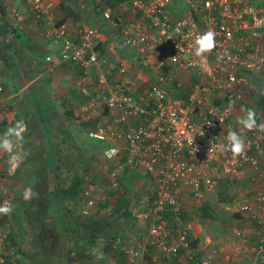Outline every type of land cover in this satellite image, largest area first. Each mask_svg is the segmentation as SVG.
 I'll return each instance as SVG.
<instances>
[{
    "label": "built area",
    "instance_id": "1",
    "mask_svg": "<svg viewBox=\"0 0 264 264\" xmlns=\"http://www.w3.org/2000/svg\"><path fill=\"white\" fill-rule=\"evenodd\" d=\"M175 1L112 0L108 4L107 0H76L84 12L105 5L97 26L71 34L65 23L43 25L45 34L58 46V60L81 67L78 84L88 98L76 114L86 123L87 137L101 144L111 142L101 149L103 162L114 163L120 158L132 167L152 171V178L140 189L146 195L150 187L157 190L155 209L151 213L138 211V219L149 222L143 231L146 229L147 233L137 246L124 249L133 264H140L138 260L149 251L153 264H182V257L193 259L194 251L201 248L198 243L196 247L190 245L195 232L193 223L179 217L183 209L181 190L187 189L195 202L202 201L221 174H236L246 167L257 169L258 156L264 151V131L258 128L242 133L247 147L241 157L233 159L231 153H221L215 147L226 142L229 128L239 130L235 116L246 102L253 101L251 94L250 99L246 94L253 89L264 90V16L256 0H183L180 9L172 4ZM26 3L34 19H41L55 6L52 0ZM21 14L16 7L9 15L12 25L19 29L23 25ZM103 22H112L116 28L110 43L118 49L126 47L137 52L142 65L125 56L120 58L114 45L109 44L108 51L115 54L113 59L118 62L112 70L100 67L103 61L99 60L96 46L110 36V26L113 29V25ZM208 29L217 33V46L207 54V64L202 67L193 55L192 44L197 33ZM5 46L7 52H15L14 37L5 38ZM218 56L224 58L218 60ZM52 61L49 55L43 59L49 65ZM159 83L167 85V89ZM174 84L187 86L188 99L173 95L170 88ZM2 91L0 81V95ZM208 93H214L220 101H211ZM230 102H234L231 108ZM105 110L111 116L116 114V120L98 122ZM132 115H136V123L123 129L125 117ZM192 147L197 150L194 152ZM112 148L116 149L115 154L109 151ZM7 161L8 154L0 151V202L7 200L13 206L6 188L10 172ZM111 175L115 176L114 171ZM112 183L116 185L115 181ZM84 188L89 195L87 205H93L102 189L92 184ZM253 202H264V189L253 192L240 210H250ZM158 211L170 212L176 221ZM259 251L264 258V245H259ZM220 252V248L212 247L197 256V264H217ZM97 253L103 255L101 247ZM189 260L187 264H192ZM5 262L6 258H0V264Z\"/></svg>",
    "mask_w": 264,
    "mask_h": 264
},
{
    "label": "trees",
    "instance_id": "2",
    "mask_svg": "<svg viewBox=\"0 0 264 264\" xmlns=\"http://www.w3.org/2000/svg\"><path fill=\"white\" fill-rule=\"evenodd\" d=\"M14 1L15 0H4L2 2V0H0V37L6 35L11 38H20L21 32H19V28L14 27L7 17L8 15H12V9L16 8V6L12 4ZM70 1L71 0H61V2L65 3L64 6L67 8L66 14L72 16L76 20H81L82 16H84L86 19H89L92 24L98 22V17L105 6L98 5V8L95 9L94 7L96 10L95 12L86 11L85 14L75 9L71 4L72 1ZM111 1L112 0H107V3L109 4ZM8 5L10 8H6ZM23 10L27 11V15L24 16L26 20L28 19L27 21L34 25L37 24L36 26H42V28L43 25L47 24L45 15H42L41 19H34V15L28 13L26 1L23 3ZM62 22L63 21L59 20L56 24H63ZM102 24L113 25L112 22H103ZM90 26L95 27L97 25ZM104 27L105 30L109 29L106 26ZM115 30L116 28L114 25L113 29L112 26H110V36L107 37V40L100 42L99 45L96 46L99 60L103 61L100 65L101 68L112 70L115 67H113V65L117 64L113 59L115 54L108 51V45L112 44L110 41L113 38ZM34 39L35 38L32 37L31 40ZM2 44L3 42L1 40V48L3 47ZM112 45H114L115 53L119 55L120 58H124L125 56L128 60L133 61L134 64L139 63L142 65L141 57L138 56L137 52L131 51L126 47L118 49L117 45ZM43 59L44 58L41 57L42 61ZM11 66L12 65H9L8 69ZM25 74H27V72H25ZM95 74L94 70L91 73L93 78ZM193 81L194 79H192V82ZM247 89L249 91V88ZM76 96L75 102L79 98L78 94H76ZM246 96L249 98V93H247ZM86 97L88 98L87 95H83L84 99ZM35 103L42 106L45 103L50 104L52 109L55 108V111L57 108V104L52 100L45 101L44 103L42 99H39L36 100ZM256 103L264 116V90L260 93ZM79 104L80 100L75 104L76 106L67 108L66 111L57 109L62 116L61 119H58L57 116L54 119L53 116L50 115L48 127L42 125V130L45 134L49 132L50 134L52 133L53 142L49 144L42 142L41 136L37 134L38 131L33 128L32 124L28 123L29 120L26 121V118H24L28 126V131L23 141V148L28 152V155L20 168L16 170L15 174L9 172L6 177V188L8 195L11 196L13 200V211L10 215H2L0 217V222H9L10 229H13L16 224L19 231H24L25 238L23 241L26 242H22V244L18 243L20 240V232H17L15 238H10L11 244L7 247L20 250L22 253V262H27L28 264H53L51 258L55 256L56 252L60 264H95L96 261L93 260V257L96 253V238L100 237L103 240L102 244H98L103 251V255H100V257L109 260L107 264L112 262L114 258L119 259V264H132L127 263V254L125 250H120L121 240H124L123 231L125 230L123 229L129 230L131 227H135L134 232H140L138 226V211L151 213L152 208L155 207L154 199L157 190L154 187H150V189H148L150 190L149 194L146 195V193L142 192L140 189L138 193H135V196H131L127 190V183L131 182L132 176L135 177L136 167H132L128 164H126V166L132 169H128L127 167L124 169L122 181L119 180V177L116 176L115 178V176L111 175L113 166H111L110 163H103V165L110 167V169H106L109 171L108 176L98 178L101 175V171L97 170L100 175L94 171V168L91 166L89 154L94 151V154L101 156L100 148L96 143H91L82 136H86L84 133L86 123L82 122L79 115L76 114ZM252 106L254 107V103L248 101L244 108L252 109ZM46 108H48L47 105ZM105 113H107V116L109 115L107 110ZM259 114L261 113L259 112ZM240 115L241 111L239 112V116ZM42 116L45 117L44 115ZM256 118H258L257 115ZM52 121L53 124H51ZM1 123L2 119L0 120V130L4 127ZM262 124H264V122H262ZM71 126L74 128L73 130L70 129ZM77 131L80 133V136L70 133ZM51 144L53 145L49 146ZM63 173H65V175L62 176ZM50 177L52 178V183ZM145 177L152 178V175L150 172H147ZM144 179L145 178L142 180ZM112 180L113 182L115 181L116 185H113ZM95 182L98 183L100 186L99 188L107 186H111V188L105 189L104 194L101 195L106 199L103 203L90 207L88 212L84 213L82 212V201L85 200L84 203H87V198L89 197V195L86 194L84 186L86 184L94 185ZM25 187L33 188L39 195L28 201L23 200L22 191ZM51 194H54L53 198H57L58 202H60L58 204L61 205V207L55 208L54 203L51 201ZM131 201H133V204ZM105 209L109 210L108 214L102 212V210ZM59 210L61 215L58 213ZM158 213H163V216L166 218H170L171 216V213L168 211H158ZM208 213H210V210L203 206L200 211L201 216L208 217ZM172 215H174V213H172ZM148 223V220H143L141 225L146 227ZM22 225L24 226L22 227ZM54 226H56L57 229H54ZM142 226L141 229L144 228ZM60 234L63 236L61 237ZM141 234L143 237L144 232ZM138 236L139 235L136 237L134 236L135 246H137L139 242ZM117 239H120L119 243L116 242ZM35 240L37 242H35ZM67 240H73V248L70 249L67 247L68 245L65 243ZM190 245L195 247V241L190 240ZM130 246L131 244H129V247ZM75 257L76 261H74ZM193 262H195V260ZM143 263H146V260H143Z\"/></svg>",
    "mask_w": 264,
    "mask_h": 264
},
{
    "label": "crops",
    "instance_id": "3",
    "mask_svg": "<svg viewBox=\"0 0 264 264\" xmlns=\"http://www.w3.org/2000/svg\"><path fill=\"white\" fill-rule=\"evenodd\" d=\"M52 1L58 9L54 6L57 9V12L56 19L53 22H51L48 15L46 16L45 14V21L46 23H49L48 26H56V22L60 20L63 21L62 23H65L68 26V31L71 34H76L79 30L85 27L95 25V23H90L91 21L89 19H86V17L84 16H82L81 20H76L72 16H68V14H66L67 8L66 6H64V2H61V0ZM183 3V0H177L172 4L175 5L177 9H180ZM255 4L256 6L260 7L261 14L264 16V0H256ZM87 11L95 12L96 10L94 8H90ZM22 13L27 15V11L23 10V8ZM100 15L98 19L100 18ZM27 20L24 17V25L19 30V32L24 33L21 30H31L30 33H27L29 37L26 35L27 38L26 36H21L19 39H15V41H19V43L15 46V49L17 51V48H19V46L20 48L22 47L21 50L25 51L24 55L31 59V61L28 63V71H24L27 72L28 75H23L21 70H14L15 66L11 63L13 62V60L10 59L9 54L7 56V53L4 49L2 50L0 48V81L3 86V91L0 95V114L2 118L1 124H3L5 127V129L3 127V129L1 130V133H3L6 128L13 124L16 120H24V118H26V121L29 120L28 123L32 124L33 128L38 131L37 134L41 136L42 142L49 144L53 142L52 133L50 134L49 132L48 134H45L42 130V125H46L48 127V120L49 117H51L50 115H52L54 119L56 116L58 117V119H61L62 116L61 114H59L60 112L57 111V109L66 111L67 108H73L74 106H76L75 104L78 103L79 100L80 104L83 102L84 98L82 88L78 84V81L80 79L79 75L82 70L80 65L78 64H64L60 62L57 57L58 46L53 42L52 37L45 34L42 26H36L37 24L34 25ZM32 37H34L35 39L31 40ZM44 37H47L49 41ZM37 40H41L43 41V43H40ZM21 50L20 53H22ZM11 55H13L14 58L18 59L23 57V55L21 54L20 57L18 54L15 55L14 53H11ZM47 55L53 57V61L52 63H50V65L44 63L41 60V57L44 58ZM115 62L118 61L115 60ZM38 63H40L42 67L37 66ZM9 65L12 66L8 69ZM159 84L167 89V85H165L164 83ZM171 90H173V95H175V97L188 99L189 89L186 85L181 84V86L178 87L176 86V84H174L173 88H170V91ZM254 91L255 90L253 89L249 92V94H251L252 100L257 102V99L262 91L256 89L255 92H258L257 95L254 94ZM76 94L79 95V98L75 102L77 97ZM207 95L210 96L211 101H220V99L215 98L214 93H208ZM39 99H42L44 103L45 101L49 100L54 101L57 104L56 111L55 108L52 109L50 104L45 103L48 108H46L45 104L43 106L36 104V100ZM255 104L256 105L254 107L252 106V109L255 110L256 115L258 116L257 123L262 124V122H264L263 112L259 109L257 103ZM244 105L246 106L247 102ZM105 111L100 113L99 118H97L98 122L106 124L116 120V114L112 116L109 114L107 116V113H105ZM259 112L261 114H259ZM42 115H44L45 117H43ZM240 116H235L236 124ZM135 118L136 115L125 117V125L123 129H128L129 127L133 126L136 123ZM51 124H53V121L51 122ZM237 127H239L238 124ZM70 129L73 130L74 128L71 126ZM70 133L80 136V133L78 131ZM26 134L27 132L25 133V135ZM95 143L100 149H102L103 146L111 144V142L101 144L97 143L96 141ZM52 145L53 144L49 146ZM93 153L94 151L90 154V156L93 157ZM97 157L103 161L102 155L99 156L95 154V158ZM89 158L95 161L94 158ZM120 160L121 159L119 158L114 163L110 164L111 166H113L112 171H114L115 173V178L117 176L119 177V180L122 181V175L124 169L127 166L123 160ZM258 161V168L255 170L246 167L244 170H241L236 174H221V176L217 178L216 183L214 184L212 189L204 193L202 201L195 202L194 200H192L193 198L190 197L187 189L181 190L179 196L180 200L183 203V209L179 217L183 222L189 221L193 223L195 232L192 233V240L195 241L196 246L198 243L201 248V250L196 249V251H194V259L189 260L188 258L182 257V259L180 260L182 264H187L188 260L192 261V264H197V256L202 255L205 251L212 249V247L220 248L221 251V255L218 257L217 264H264V258L260 257V255H262V252L259 251V245H264V202H253L251 204L250 210H240V205L244 201H246L253 192L258 189H264V151L259 154ZM94 165L95 163H93V165L91 164L92 168H94ZM106 167V169H110V167ZM106 169L104 170L105 173H100L101 176H99L98 178L108 176L109 171ZM94 171L98 175H100L98 171L95 170V168ZM147 172L151 173L152 171L146 167H136L135 177L132 176L131 182L127 183V190L129 191L131 196H135V193H138L140 191V187L142 186V184H144L146 180L150 178L145 177L147 175ZM143 178L145 179L142 180ZM139 180L141 181V183ZM94 185L97 186L98 183L95 182ZM107 187L108 189L111 188V186ZM101 189L103 192L100 194V198L95 200L93 205L88 206L87 203H84L85 200L82 201V212L87 213L90 207L103 203L106 200L101 195L104 194V190L107 188L101 187ZM51 201L52 203H54L55 208L61 207V205L58 204L60 202H58L57 198H53L51 196ZM131 203L133 204V201H131ZM187 206L189 208H186ZM203 206L207 207L210 210V213H208L207 215L208 217H202L200 214L201 208ZM154 209L155 207L152 208L151 211H154ZM102 212H107L108 214L109 210L105 209L102 210ZM170 221H176V217L173 218L172 216H170ZM141 223L142 220H139L138 226L140 228V232H143L144 228L141 229ZM134 228L135 227H131L129 230L123 229L125 230L123 231L124 240H121L120 250L129 247V244L126 240L128 237V242L131 244V246H135L134 234H136L137 236V233L134 232ZM17 232H20V240L18 243L22 244V242H24L23 239L25 238L24 231H19L16 226H14L13 229H10L9 222H0V248H4V251L3 249H1L2 252H0V258H6L5 264H28L26 260V263L22 262V253L20 250L7 247L9 244H11L10 238H15V234ZM237 232H239V234H237ZM146 233L147 231L145 229L144 234L146 235ZM101 242L102 241H99L98 238H96V243L100 244ZM152 256V252H145L143 253L142 258L138 261L140 264H153ZM143 260H146V263H143ZM194 260L195 262H193ZM113 262L114 264H119V259L114 258ZM127 263L133 264L128 255Z\"/></svg>",
    "mask_w": 264,
    "mask_h": 264
},
{
    "label": "clouds",
    "instance_id": "4",
    "mask_svg": "<svg viewBox=\"0 0 264 264\" xmlns=\"http://www.w3.org/2000/svg\"><path fill=\"white\" fill-rule=\"evenodd\" d=\"M216 36L217 33L214 30L208 29L202 33H197L194 37L192 44L193 55L198 58L202 67L207 64V54H210L217 46ZM174 58L175 57H172V59ZM223 58L224 57L222 56L217 57L218 60ZM233 104L234 102H230L228 107H233ZM240 111L242 115L237 120L239 130L229 128L226 134V142L215 145L219 152L231 153L233 159L241 157L246 152L247 145L245 143V138L242 135L244 131H252L257 128L260 131H264V124L257 123L255 110L241 107ZM208 124L210 125L211 122H208ZM27 131L28 126L26 122L23 119H20L16 120L13 124L8 126L2 134H0V151L8 154L7 163L9 171L12 174H15L16 170L20 168L21 164L28 155V152L23 148V141ZM192 143L193 139L190 141L191 146ZM193 149L194 152L197 150L196 148ZM109 151L115 154L116 149L112 148L109 149ZM38 195L39 194L31 187H25L22 191V199L25 201H28ZM12 211L13 206L10 201L5 200L0 202V215L7 216L10 215Z\"/></svg>",
    "mask_w": 264,
    "mask_h": 264
},
{
    "label": "rangeland",
    "instance_id": "5",
    "mask_svg": "<svg viewBox=\"0 0 264 264\" xmlns=\"http://www.w3.org/2000/svg\"><path fill=\"white\" fill-rule=\"evenodd\" d=\"M4 0H2V2H3ZM25 1H27V0H15L12 4L14 5V6H16V7H19V9L21 10L22 8H23V3L25 2ZM256 2V1H255ZM71 4H73L74 5V7H76L75 9H77V10H80L81 12H83V13H85L83 10H82V7L79 9V7H77V6H79V4H76V0H72V3ZM56 7V6H55ZM52 8L50 11H46V16L48 15V17H49V19H50V21L51 22H53V21H55V19H56V12H57V9L56 8ZM6 8H10V6L8 5ZM7 11V10H6ZM22 15V18L24 19V15L25 14H21ZM8 17V19H9V15L7 16ZM6 17V18H7ZM47 24H49V23H47ZM23 25H24V23H23ZM22 25V26H23ZM1 26V25H0ZM48 26V25H47ZM22 28V27H21ZM20 30V29H19ZM22 32H24V33H21L20 34V37L21 36H26L27 35V33H30V31L31 30H28V31H25V30H21ZM6 35H3L1 38H0V41L2 40V42H3V44H2V50L4 49L5 50V52L7 53V56H8V54H9V57H10V59H12L13 60V62H11L14 66H15V69L16 70H18V71H22V73H23V75H25V70H27L28 71V63L31 61V59H29L26 55H24L25 54V51H23V50H21L22 49V47L20 48V46H19V49L17 48V51H15V52H13L15 55H17V54H19L20 53V51L19 50H21V54L23 55V57L22 58H20V60H18V58H14L13 57V55H11V53H9V52H7L6 51V46H5V38L7 37H5ZM4 37V38H3ZM9 37V36H8ZM9 38H11V37H9ZM44 38H46L47 40H48V38L47 37H44ZM44 38H42V39H44ZM15 39H18V38H15L14 37V42H15V44L17 45L18 43H19V41H15ZM37 41H39L40 43H43V41H41V40H37ZM49 41V40H48ZM51 44V43H50ZM52 45V44H51ZM27 49V48H26ZM37 66H40V67H42V65L40 64V63H38V65ZM29 74H30V72H29ZM27 75H28V73H27ZM24 78V77H23ZM23 112V111H22ZM83 136V138L84 139H87L88 141H90L91 143H94L95 144V140H92V139H89V138H87L85 135H82ZM105 146H103L102 148H104ZM100 152H101V149H100ZM93 155V157L92 156H90V154H89V157H91V158H94V160L95 161H93V160H91L90 159V162L92 161V165H93V163H95V165H94V168H95V170L97 171H101V173L103 174V173H105L104 172V170L107 168L106 167V165H103L102 163H103V161L102 160H100V158H95V154L93 153L92 154ZM96 162H98V163H96ZM100 165V166H99ZM63 175H65V173H63L62 174V176ZM101 176V175H100ZM104 177H106V176H104ZM138 178V177H137ZM50 180H51V183H52V178L50 177ZM140 181V180H139ZM136 182V181H135ZM134 183V182H133ZM140 183H141V181H140ZM99 185H97V187H98ZM141 187H143V186H141ZM140 187V188H141ZM50 188H51V185H50ZM106 188H108V187H106ZM138 189V188H137ZM53 195L54 194H51V196L53 197ZM103 197V196H102ZM186 208H189L188 206L186 207ZM188 210V209H187ZM59 215H61V212H60V210H59ZM106 214H107V212H106ZM15 226H16V224H15ZM24 226V225H23ZM54 229H57V227L56 226H54ZM82 229V228H81ZM54 231V230H53ZM142 232H139V233H137V235H139L138 237V241H139V243H141V240H142V234H141ZM70 235V234H69ZM60 236L62 237L63 235H61L60 234ZM134 236H136V235H134ZM128 239H129V237L126 239L127 240V243L128 244H130L129 242H128ZM39 240H40V237H39ZM98 240L99 241H102L103 242V240L100 238V237H98ZM125 240V241H126ZM62 241V240H61ZM130 241V240H129ZM24 242H26V241H24ZM35 242H37L36 240H35ZM101 242V243H102ZM65 243L68 245L67 247L68 248H73L74 247V242H73V240H67V241H65ZM100 243V244H101ZM96 252L100 249V247H99V245H98V243H96ZM72 257H73V255H72ZM51 260H52V262H53V264H60V262L58 261V257H57V252L55 253V256L54 257H52L51 258ZM93 260L94 261H96V263L95 264H107L108 263V261L109 260H105L103 257H100V255H98V253L96 254H94V257H93ZM74 261H76V257H75V259H74Z\"/></svg>",
    "mask_w": 264,
    "mask_h": 264
}]
</instances>
